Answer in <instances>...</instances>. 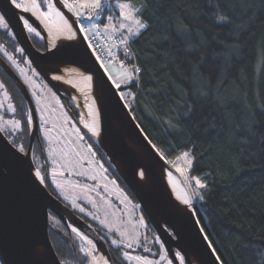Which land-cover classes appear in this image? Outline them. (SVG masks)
Here are the masks:
<instances>
[{"label": "trees", "instance_id": "obj_1", "mask_svg": "<svg viewBox=\"0 0 264 264\" xmlns=\"http://www.w3.org/2000/svg\"><path fill=\"white\" fill-rule=\"evenodd\" d=\"M144 3L137 0L138 5ZM218 11L232 23L218 20L213 14ZM144 16L149 28L133 49L144 72L140 87L131 90L132 115L169 159L191 148L195 158L190 175L208 185L201 190L204 199L193 202L201 227L222 264H252L256 246H264V0H147ZM4 85L16 112L7 109L2 116L23 122L29 112L24 99L9 79ZM179 90L193 104L183 118L173 102ZM72 108L79 120V111ZM177 119L180 129L170 128L168 122ZM77 123L143 212L103 151ZM22 142L27 149L30 135ZM42 145L39 140L34 150L37 165ZM67 232L53 216L50 239L60 261L89 264L75 236L80 260L73 258L77 254Z\"/></svg>", "mask_w": 264, "mask_h": 264}, {"label": "water", "instance_id": "obj_2", "mask_svg": "<svg viewBox=\"0 0 264 264\" xmlns=\"http://www.w3.org/2000/svg\"><path fill=\"white\" fill-rule=\"evenodd\" d=\"M38 3L42 4L40 9L45 11L46 5L42 0H38ZM0 10L3 13V9ZM16 13L17 10L9 12L7 20L12 22L11 16ZM28 19L47 51L42 53L34 47L26 28L19 30L13 27L18 42L35 70L64 100L69 111L65 95L73 101L72 89L54 82L52 75H62V67L68 66L79 68L93 76L95 95L102 115L101 142L97 143L89 136L103 151L111 166L139 202L170 258L172 259L176 252H180L185 256L186 264L189 262L214 264L213 253L206 246L205 232L200 231L201 225L195 211L180 207L167 188L166 172L172 171L180 180L179 176L151 149L149 139L136 122L131 110L126 111L117 103L103 72L85 50L83 43L81 41L62 43L51 48L48 35L41 24L30 15ZM0 65L21 89L30 113L33 114L34 124L37 125L35 133L30 135L31 158L23 157L21 160L13 158L4 147L5 141L0 140V264H60L61 261L50 239L51 215L68 228L75 251L77 248L73 236L76 234L72 232V227L91 239L97 251L112 264L107 245L89 224L64 205L48 188L37 190L30 171L32 166L37 167L32 159L34 145L39 138L36 108L29 91L19 77L2 60ZM76 109L78 110L77 107ZM127 119L132 120V124ZM77 121L84 129L80 118ZM134 147L139 148L141 155L133 150ZM140 171L146 173L147 184L140 178ZM168 225L171 227H167ZM39 251L43 252V258L38 256ZM76 254L79 253L76 251ZM174 264H179V260H174Z\"/></svg>", "mask_w": 264, "mask_h": 264}, {"label": "snow or ice", "instance_id": "obj_3", "mask_svg": "<svg viewBox=\"0 0 264 264\" xmlns=\"http://www.w3.org/2000/svg\"><path fill=\"white\" fill-rule=\"evenodd\" d=\"M42 3L46 5L47 11L40 13L45 20L50 22L55 18L60 22L58 31L66 32L67 38L70 40L81 41L85 47V50L92 56L95 62H97L99 68L103 72L105 79L112 90L114 96L116 97L117 103L120 104L126 111H130L131 104L130 98L133 97L134 88L140 87L141 76L144 72L143 67L138 63L139 53L133 50L136 41L140 36L143 35L144 31L149 28L147 18L144 16V11L147 7V0L142 5L137 4V0H42ZM30 5V6H29ZM59 5V7H58ZM42 4L38 3V0H2L0 3V8L3 9V14H0V27L8 29L10 22L6 20V16L9 12H14V10H20L21 12H29L30 8L33 10H39ZM105 6L108 7L110 13L105 16L107 22L103 23L104 31H101V22L99 17L104 14ZM217 9H220L219 3L217 4ZM66 10V11H64ZM71 14V15H68ZM217 16L218 20H221L227 24H231L232 20L227 14L221 12L213 13ZM19 19L23 22V27L29 32H35L36 29L29 22V19L20 16ZM92 21V23L86 24L85 21ZM112 30L114 33L119 32L120 36L116 43L105 48L103 44L100 43L101 39H104L105 44L109 40L114 38L113 35H108L105 38V33ZM94 40L96 41L94 43ZM104 51V56L99 54V50ZM118 49H122V52H118ZM0 51L3 52L4 57L8 61H11L14 65H17V61L14 59L13 55L7 52L2 45H0ZM17 52H23V49L16 48ZM18 66V65H17ZM21 73L24 72L20 69ZM52 79L60 80V76H54ZM86 81H92L93 76L89 75L84 77ZM35 87L36 85L33 84ZM0 89H4L3 95L5 99L10 100L9 94L5 89L3 83H0ZM126 89L128 91H126ZM36 96V93H32ZM87 99V97H85ZM40 97L36 96V103L40 104ZM177 109L181 111L177 112L178 117H187L193 111L192 102L187 99V94L184 90H179L177 92V97L173 101ZM82 106V105H81ZM4 104L0 103V108H3ZM8 110L15 113L16 107L13 103L9 102L7 104ZM67 122V119L65 120ZM47 120L41 116V124L38 126L43 130V135L45 138L49 137L52 132V128H46ZM168 126L172 129H180V120L177 119L175 123L171 121L168 122ZM84 127L91 133L92 136L100 135V128L97 126L96 122L93 121L92 124H85ZM37 125L34 124V118L32 113H28L23 119H8L4 120L0 117V140L5 141V149L9 154L17 159L21 160L23 157L32 156L31 143L26 149L24 143L22 142L25 136H29L35 133ZM79 133V129H76ZM80 140H83V136H78ZM148 144L151 149L154 150L156 155L164 164L170 166L175 170L181 177L183 181L179 190L176 193V200L184 205L186 209H194V200L199 198L204 199L201 194V190L208 187L205 180H202L200 176L190 175L194 156L192 155V150L182 151L178 153L174 158L169 159L168 155L162 151L155 143L148 140ZM171 148V145H170ZM88 152L94 157L96 154L92 151V146L88 145ZM173 151L175 149H172ZM54 149H50L47 154V159L52 165H57L58 160L54 155ZM77 157L81 154L76 152ZM60 160L63 161L61 165L62 168H72L75 164H79L80 161H73L68 158V154H61ZM91 163V161L89 162ZM183 165V166H182ZM99 168L103 170V165L100 164ZM30 171L33 176L34 184L37 186V190L47 189L48 187L53 188V192L58 198L68 200L67 195H63L64 185L56 182L53 179L52 183L49 184L48 176L49 174L55 178L57 175L63 176L64 171H57L56 167H52L51 172L46 165H41L40 167L32 166ZM106 172V170H104ZM72 173L69 172V175ZM78 176H83L85 179H91L93 181L97 180L96 175L89 176L84 172H76ZM146 173L144 171L139 172V176L143 179ZM167 176L169 177L170 183L173 187H177V182L173 179V172L168 171ZM114 184L115 181H112ZM73 188H80L82 190V196L94 207L96 206V200L91 197L93 191L96 192L97 196H100V192L96 191L97 186L90 187L88 184H81L77 182L72 185ZM106 187V185L104 186ZM123 195V192H121ZM80 197H77L79 199ZM127 200V196H125ZM73 207H78L80 212H85V208L79 206L75 200L72 202ZM93 219L99 220V223L108 228V231L113 234L114 238L111 239V245L115 246L121 251V256L125 264H161V262H166V264H174V260H179V264H185V256L181 255L180 252H176L172 259L169 258V253L163 250L161 245V250L156 253L157 259L150 258V255L133 254L134 246H139L143 253H152V248L149 247V239L147 236L141 237V234L134 228L132 230L122 229V227L117 224L115 226H109L105 220L99 219L98 216L93 215ZM138 225L141 227H147L143 216L138 218ZM167 227H171L168 225ZM200 231L203 233L204 228L201 227ZM72 232L77 233L82 241L86 242V246L82 245L79 248V253L83 255L84 258L90 256L91 252L96 250V245L92 240L88 239L87 236L78 232L76 228H72ZM175 234V233H173ZM155 243H160L159 237H153ZM204 240L209 251L213 253L214 264H221V254L218 253L217 249L213 246V242L208 239V235L205 234ZM90 246V248L88 247ZM71 255V254H70ZM254 255L257 257L256 260L252 261V264H264V246H256ZM77 261L80 260V256L76 255L73 257ZM60 264H71L70 260H62ZM104 264H108V260H105ZM190 264V262H189Z\"/></svg>", "mask_w": 264, "mask_h": 264}, {"label": "rangeland", "instance_id": "obj_4", "mask_svg": "<svg viewBox=\"0 0 264 264\" xmlns=\"http://www.w3.org/2000/svg\"><path fill=\"white\" fill-rule=\"evenodd\" d=\"M109 13L110 10L107 6H105L104 14L99 17V20L101 22V30L103 31V21L105 20V16H107ZM85 23H92V21L86 20ZM112 32L113 31L110 30L107 33L108 35H113ZM23 76L27 86L31 91L30 95L36 108L39 125L41 124V116H43L47 120V124L45 125V127L52 128V132L47 138L44 137L43 130L39 128V138L43 142V148L41 147V155L39 156L40 163L38 165L36 164V166L40 167L41 165L47 164L49 173L51 172L52 167H56L58 172L64 171L65 174L63 176L57 175L55 178H53L50 174L48 176L49 184H51L53 179H55L56 182L64 185L63 195H67L69 198L68 200L60 198L62 203L79 215L89 217L90 220L99 223V220L93 219V215H96L99 217V219L105 220L109 226H115L119 224L122 229L132 230L134 228L141 234V237L147 236L142 234L145 227L139 226L138 220H134L132 217H130L132 216V211L129 210V208H139L138 204L132 201L127 194L123 193L122 195L121 192L118 191V189H110L115 187L110 186L108 171L103 163V159L100 153L96 151L88 141H86L85 137L80 131V128L78 127L77 120H74V118L70 114L72 110L68 112L65 105H63L54 91L49 87L42 85L40 82H37L34 76L29 75L26 71H24ZM33 84H35L36 86L34 87ZM126 91L128 90L126 89ZM3 92L4 90L0 89V103L4 104V107L0 108V117L5 120L2 115L4 111L8 109L7 104L10 102V100L5 99ZM33 92L36 93V96L40 97V104L36 103V96L32 95ZM8 111L10 114H14L10 110ZM66 119L67 122H65ZM76 129H79V133L76 132ZM78 136H83V140H80ZM88 145L92 146V151L96 154L94 157L88 152ZM50 149L55 150L54 155L58 160V164L55 166L52 165L51 162L47 159V154ZM76 152H79L81 155L77 157ZM61 154H68V158L72 159L73 161L79 160L80 163L75 164V166L72 168H62L61 165L63 164V161L60 160ZM32 159L34 160V157ZM90 161L91 163H89ZM100 164L103 165V170L99 168ZM104 170H106V172ZM69 172H71L72 174L69 175ZM76 172H84L89 176L96 175L97 180L93 181L91 179H85L83 176L76 175ZM180 180L182 183L183 180L181 178ZM77 182L81 184L86 183L90 187L94 185L97 186L96 191L100 192V196H97L95 191L91 193V197L96 200L95 207L83 198L81 194L82 190L80 188L72 187V185L76 184ZM105 185L106 187H104ZM50 188L51 192H53V188ZM125 196H127V200H125ZM77 197L80 198L77 199ZM73 200H75V202L79 206L84 207L85 212L82 213L79 211L78 207H73ZM195 200L199 201V198ZM101 227L109 232L107 227L103 225H101ZM75 238H77L78 240L79 247L84 245L78 238V236H75ZM148 246L151 247V239H149ZM135 247L139 246L137 245ZM157 252L158 250H153L152 248V253ZM133 263L135 264V262ZM161 264H166V262H161Z\"/></svg>", "mask_w": 264, "mask_h": 264}, {"label": "flooded vegetation", "instance_id": "obj_5", "mask_svg": "<svg viewBox=\"0 0 264 264\" xmlns=\"http://www.w3.org/2000/svg\"><path fill=\"white\" fill-rule=\"evenodd\" d=\"M0 14H3L0 10ZM21 15L18 13L14 14L11 16V20L13 22H10V26L8 29H4L2 27H0V45L3 46V48L9 52L10 54L13 55L14 59L17 61V65H14L11 61H8L6 59V57H4L3 52L0 51V60H2L18 77L19 79L22 81V83L26 86L27 90L29 91V93L31 92L29 87L27 86L25 79L23 78V73H21L20 69H23L24 71H26L29 75L34 76L35 80L37 82H40L42 85H45L47 87H49V85L44 81V79L38 74V72L35 70V68L33 67V65L31 64L28 56L26 55V53L23 52H17L16 48H22V46L20 45V43L18 42V39L16 37V33L14 31L13 27H17L19 30H21L23 27V22L21 19H19ZM7 20V18H6ZM28 37L31 40L32 44L34 45V47L39 51V52H46L47 49L45 47V45L43 44V42L37 37L36 34L27 31ZM0 83L5 84V82H7V79H9L16 87L18 93L22 96V98L25 101V104L28 107L27 101L21 91V89L19 88V86L15 83V81L4 71V69L1 67L0 65ZM7 78V79H5ZM5 89L8 92V85H4ZM50 88V87H49ZM51 89V88H50ZM4 90V89H3ZM52 90V89H51ZM55 93V92H54ZM9 94V93H8ZM56 94V93H55ZM10 95V94H9ZM57 95V94H56ZM58 96V95H57ZM58 98L60 99V101L63 103V105H65L64 100H62L59 96ZM65 101L68 104V107L70 108V110H72L71 112L68 110V112H70V114L72 115V117L74 118V120H76V117L74 115L73 112V101L72 99H70L68 97V95H65ZM75 105V104H74ZM28 113H30V110L28 108ZM40 140V138L36 139L35 145H34V150L36 148V146L38 145V141ZM30 144V143H29ZM35 152V151H34ZM105 165V164H104ZM106 167V166H105ZM107 169V167H106ZM108 171V169H107ZM108 177H109V182H110V186L115 187V188H110L111 190H116L118 189L119 192H123L125 194H127L129 196V198L134 201V199L125 191V189L123 188V186L120 184V182L118 181V179L114 176V174L110 173L108 171ZM112 181H115V183L113 184ZM135 202V201H134ZM65 205V204H64ZM68 207V206H67ZM129 210L132 211V217L134 220H138V218L140 216L144 217L145 220V224L147 225L146 228L143 229L142 234L143 235H147V237L149 239H151V247L153 248V250H161V245L163 246V250L167 251L165 246L163 245V243L161 242L160 238V243H155L153 240V237H158L156 231L152 228V226L149 224L146 216L144 215V213L140 210V208H129ZM78 217H80L81 219H83L87 224H89L97 233L98 235L102 238V240L105 242V244L108 247L109 253H110V257L112 260V264H125L122 256H121V251L118 250L115 246L111 245L110 241L112 238H114L112 233L107 232L103 227H101V225L93 220H90L89 217H85V216H81L78 213H76L75 211H73ZM55 217V216H54ZM51 218H53V216L51 215ZM56 220H59L58 218L55 217ZM54 220V219H53ZM60 221V220H59ZM62 223V222H61ZM67 237L70 238V234L69 232H67ZM133 254H142V255H150V258H158V256H156V253H143L142 250L140 249V247H135L134 246V251ZM170 257V256H169ZM171 259V258H170ZM131 264H134L133 262H131Z\"/></svg>", "mask_w": 264, "mask_h": 264}, {"label": "bare ground", "instance_id": "obj_6", "mask_svg": "<svg viewBox=\"0 0 264 264\" xmlns=\"http://www.w3.org/2000/svg\"><path fill=\"white\" fill-rule=\"evenodd\" d=\"M25 2H27V0H25ZM17 11L24 18L28 19V16L30 15L41 24L42 28L44 29V31L48 35V43H49L51 48H55V47L59 46V44H62V43H76V41H78V40H70L67 38L66 32L58 31V28L60 26V22L58 20H56L55 18H53V20L51 22L49 20H45L43 18V16L40 15V13L43 12L41 9L33 10L30 8L29 12H21L20 10H17ZM45 11H47V8ZM32 33L37 34L36 31L32 32ZM62 72H63L62 75H52V77L60 76L61 77L60 80H55V79H52V80L56 83H60V84L65 85L66 87H68V89H72L73 101L79 110L80 123H81L82 127L88 132V130L84 127V125L85 124L90 125L93 123V121H95L97 126L100 128V135L99 136H92L91 133H89V132H88V134L94 139L95 142L100 143L101 142V129H102V118H101L102 115H101V108L99 106V103H98L96 95H95L94 80L86 81L84 79V77L89 76V75L86 74L85 72H83L81 69L76 68V67L63 66ZM85 97H87V99H85ZM127 120L130 124H132V120H130V119H127ZM133 150L136 153H138L139 155H141V152H140L138 147H134ZM173 179L177 182V187H175V188L170 183L169 177L167 176V172H166L165 182H166L167 188L170 191L174 200L177 202V204L180 207L184 208L185 206L180 204L176 200V193L179 190V187L181 186V181L178 179V177L175 174H173ZM142 181L144 184H147L146 176L142 179ZM190 210H192V209H190ZM72 228H74V227H72ZM78 232L83 234L79 230H78ZM75 234L80 239V236L77 235V233H75ZM81 242L86 246L85 241L81 240ZM88 247L90 248V246H88ZM42 253H43L42 251L38 252V256L41 258L44 257ZM89 259H90L89 264H104V262L106 260L97 251V249L94 252H91ZM195 264H197V263L195 262Z\"/></svg>", "mask_w": 264, "mask_h": 264}, {"label": "built area", "instance_id": "obj_7", "mask_svg": "<svg viewBox=\"0 0 264 264\" xmlns=\"http://www.w3.org/2000/svg\"><path fill=\"white\" fill-rule=\"evenodd\" d=\"M102 32H103V30H101ZM113 33V36H114V38L112 39V40H109L108 42H107V44H105V41H104V39H101L100 40V43L101 44H103L104 45V47L105 48H107V47H109L110 45H112V44H114V43H116L117 42V40H118V38H119V36H120V33L119 32H112ZM108 36V33H105V38ZM96 41L94 40V43H95ZM117 51H120V52H122L123 50L122 49H118ZM99 54L101 55V56H104V51L101 49V50H99Z\"/></svg>", "mask_w": 264, "mask_h": 264}, {"label": "crops", "instance_id": "obj_8", "mask_svg": "<svg viewBox=\"0 0 264 264\" xmlns=\"http://www.w3.org/2000/svg\"><path fill=\"white\" fill-rule=\"evenodd\" d=\"M104 22H106V21H104Z\"/></svg>", "mask_w": 264, "mask_h": 264}]
</instances>
